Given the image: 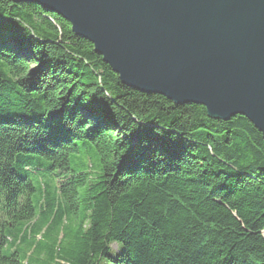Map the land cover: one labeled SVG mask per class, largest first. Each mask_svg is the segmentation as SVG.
I'll list each match as a JSON object with an SVG mask.
<instances>
[{"label":"trees","instance_id":"1","mask_svg":"<svg viewBox=\"0 0 264 264\" xmlns=\"http://www.w3.org/2000/svg\"><path fill=\"white\" fill-rule=\"evenodd\" d=\"M0 264H264V135L0 0Z\"/></svg>","mask_w":264,"mask_h":264},{"label":"water","instance_id":"2","mask_svg":"<svg viewBox=\"0 0 264 264\" xmlns=\"http://www.w3.org/2000/svg\"><path fill=\"white\" fill-rule=\"evenodd\" d=\"M10 1L62 15L124 84L264 135V0Z\"/></svg>","mask_w":264,"mask_h":264}]
</instances>
